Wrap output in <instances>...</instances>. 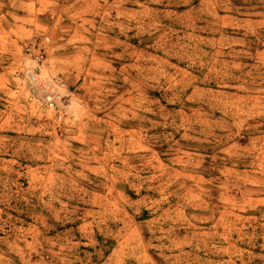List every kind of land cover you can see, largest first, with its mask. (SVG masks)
Instances as JSON below:
<instances>
[{"label": "rangeland", "instance_id": "rangeland-1", "mask_svg": "<svg viewBox=\"0 0 264 264\" xmlns=\"http://www.w3.org/2000/svg\"><path fill=\"white\" fill-rule=\"evenodd\" d=\"M0 264H264V0H0Z\"/></svg>", "mask_w": 264, "mask_h": 264}]
</instances>
